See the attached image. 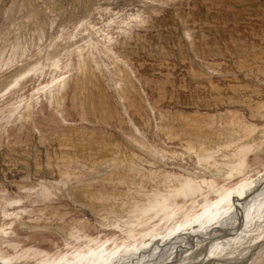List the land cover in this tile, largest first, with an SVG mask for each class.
Returning a JSON list of instances; mask_svg holds the SVG:
<instances>
[{
  "label": "rangeland",
  "instance_id": "374dc122",
  "mask_svg": "<svg viewBox=\"0 0 264 264\" xmlns=\"http://www.w3.org/2000/svg\"><path fill=\"white\" fill-rule=\"evenodd\" d=\"M263 174L264 0H0L10 264L84 246L130 262ZM205 247L176 264H219Z\"/></svg>",
  "mask_w": 264,
  "mask_h": 264
},
{
  "label": "bare ground",
  "instance_id": "6f19581e",
  "mask_svg": "<svg viewBox=\"0 0 264 264\" xmlns=\"http://www.w3.org/2000/svg\"><path fill=\"white\" fill-rule=\"evenodd\" d=\"M181 216L180 225L173 224L174 228L157 239L155 246L148 243L147 247L142 245L140 249L127 251L125 256H129L130 262L119 255L105 253V249L98 246L91 250L79 246L53 261L41 256L40 264H176L204 243L207 245L203 255L206 262L251 264V255L264 251V174L257 180L240 182L230 191L222 192L200 212ZM182 237L185 243L177 245L176 241ZM164 255L167 258H162ZM160 260L163 262L158 263ZM0 264H10V261L0 257Z\"/></svg>",
  "mask_w": 264,
  "mask_h": 264
}]
</instances>
